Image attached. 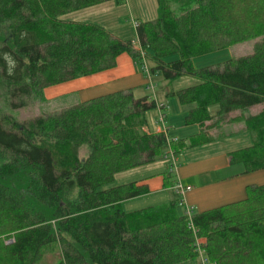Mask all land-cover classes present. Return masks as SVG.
I'll list each match as a JSON object with an SVG mask.
<instances>
[{"label": "trees", "instance_id": "1", "mask_svg": "<svg viewBox=\"0 0 264 264\" xmlns=\"http://www.w3.org/2000/svg\"><path fill=\"white\" fill-rule=\"evenodd\" d=\"M125 1L0 0V264H38L54 246L58 264H202L201 256L207 264H264V185L195 214L192 208L186 214L178 195L124 211L123 202L148 188L113 187L115 175L162 160L167 147L177 154L180 146L146 130L154 100L127 90L27 122L6 113L45 102L47 87L114 68L124 53L142 69L147 59L150 72L168 82L197 81L168 96L191 106L186 124L198 125L199 136L215 117L264 104V0H156V18L136 21L138 49L101 25L63 19ZM251 39L257 41L248 56L192 65ZM171 56L177 59L164 61ZM245 122L251 145L230 153V163L243 173L264 170V108ZM209 141L194 138L190 145ZM170 173L166 184L173 187Z\"/></svg>", "mask_w": 264, "mask_h": 264}, {"label": "crops", "instance_id": "2", "mask_svg": "<svg viewBox=\"0 0 264 264\" xmlns=\"http://www.w3.org/2000/svg\"><path fill=\"white\" fill-rule=\"evenodd\" d=\"M108 3H103L67 14L63 16V19L68 21L88 22L76 15L84 11H91V13H94L92 12L94 11L93 9L98 7L102 8ZM156 9L157 4L156 6H150V9L147 10L146 13L145 10L140 11V14H144V16L145 14H149L152 18L148 19V21H151L157 16ZM134 18L139 19L137 15ZM95 24L103 26L99 23ZM134 47L135 49L139 48L138 44H134ZM141 62L143 63V60H141ZM140 64V62H135L128 54L124 53L117 57L114 68L64 82L60 85H80L77 91L72 92H76L78 101L72 100L71 102L73 103L71 105L107 94L127 90H131L133 96L140 99L142 97H138L139 95L135 96V94L139 92L141 93L146 87L148 88L151 82L147 59L145 61L146 70L142 69ZM138 65L140 66V69H137ZM196 84V80H191V85L189 87ZM168 87H165L164 89V94L168 98H164L162 95L159 98L155 96L154 100L156 103V109L147 114L146 130L150 133L166 134V136H168V140H170L169 143L176 139L174 142L177 144L179 143L180 145L178 152L177 154H174L173 157H170L169 160L166 159L167 155H165L162 160L155 163L146 164L116 174L114 181L111 184L113 187L135 182L138 185H145L148 188V193L146 195L125 201L123 202V205L133 203V201H139V204L147 201L151 202L152 199H155L157 204H162L176 199L177 194L175 193L173 187H169L166 184L167 177L165 174L169 170H171L170 176L173 177L174 182H179L183 187L189 186L191 188V190L185 195V202L187 207L192 208V210H197V213L244 199L246 188L249 184L253 183L245 180L250 178V176H244L247 173H243L244 169L242 165L239 166V164L230 163L229 155L234 151H230L225 148L218 151L217 145L219 141L217 140H212L195 147H191V142L194 140L195 136L201 135L202 130L198 125L186 124L185 119L188 116L191 106L181 105L177 98L168 96L170 91L177 92L188 87H184L183 89H168ZM152 88L153 87H151V89ZM144 98L148 99V97ZM71 105H68L65 108ZM163 110L164 113L167 111L164 115L166 124L162 125L159 122L157 123L156 121L151 120V113H155V115L158 116L159 113L163 114ZM239 132L240 133H238V135L244 136L245 131ZM169 133L173 136L172 138H169ZM245 142L251 145V138L246 137ZM250 145H247L246 147H249ZM166 151L168 154V152L171 151V148L167 147ZM190 153H193V156H191ZM171 165L175 166L174 171L171 169ZM256 173H258V175L263 174L264 170L255 171V174ZM199 242L204 244L205 240L200 239Z\"/></svg>", "mask_w": 264, "mask_h": 264}, {"label": "rangeland", "instance_id": "3", "mask_svg": "<svg viewBox=\"0 0 264 264\" xmlns=\"http://www.w3.org/2000/svg\"><path fill=\"white\" fill-rule=\"evenodd\" d=\"M150 6H156V0H126L125 4L121 6H117L115 3L105 4L102 8L93 9L94 13L91 11H84L82 13H78L76 15L79 18H83L84 21L99 23L102 24L110 33H112L115 37L121 40H129L132 41V44L137 45L138 41L136 38V29L134 24L136 21L145 22L148 19H151L152 16L149 14H140V11L150 9ZM172 9L178 13L177 6H171ZM149 13V12H148ZM136 15L139 17H136ZM150 16V17H149ZM149 17V18H145ZM136 20V21H135ZM257 40H248L243 43L237 44L233 47L216 51L214 53H210L207 55H203L192 60V65L196 69L205 68L212 65H217L219 63H223L230 59H236L244 56H248L252 53L254 44ZM126 54V53H125ZM176 56L166 57L164 59L165 62L176 60ZM150 64L148 62L149 67V76L151 79L150 86L143 89V93H136L135 96L138 97H148V99L154 100L155 96L167 97L164 94L165 87L168 89L172 88H181L189 87L191 85V80H195L190 76H181L175 79L172 82H168L163 79V76L160 72L151 73L150 72ZM137 69H140V66H137ZM63 84V83H61ZM149 85V84H148ZM80 85L76 86H63V85H54L47 87L43 90V96L45 102H34L30 103L27 107L21 109H8L6 113L11 117H14L17 121L27 122L35 119L38 116L53 114L61 111L66 106L71 105L72 100L78 101V96L73 91H77ZM151 87H153L151 89ZM168 98V97H167ZM155 101V100H154ZM188 106V105H185ZM264 108V104L255 105L250 108L236 110L224 117L214 118L213 122L205 123L204 135L195 136L196 141H202V139L206 137L211 138L214 141L218 142V151H221L223 148L229 149L230 151H237L238 149H243L249 143L245 142V138H251L247 129V124L245 119L249 117H253L257 115ZM219 110L217 105H213L209 108V112L211 115H216V112ZM167 111L163 110V115L166 114ZM151 120L156 121L158 123V116L155 113H151ZM156 119V120H154ZM166 124V121L164 122ZM239 131H245L244 136L238 135ZM168 137V136H167ZM169 133V138H172ZM250 142V139H249ZM167 151L165 150L164 153ZM193 156V153H190ZM82 156V154L80 155ZM170 156L167 154L166 159L169 160ZM178 165V164H176ZM241 166V165H239ZM171 169L174 171L175 166L171 165ZM244 176H250V178L245 179L250 181L253 184H249V186H262L264 185V173L258 175V173H247ZM246 193V190H245ZM246 197V194H245ZM157 204L155 199H152L151 202L147 201L145 203L139 204V201L130 204H124L123 209L125 212H132L144 207L152 206ZM193 213H197V210H193ZM60 260V252L56 246L45 250L42 259L38 264H58Z\"/></svg>", "mask_w": 264, "mask_h": 264}, {"label": "built area", "instance_id": "4", "mask_svg": "<svg viewBox=\"0 0 264 264\" xmlns=\"http://www.w3.org/2000/svg\"><path fill=\"white\" fill-rule=\"evenodd\" d=\"M137 24H134V27H136ZM141 56H143V54H141ZM143 69L146 70V67L144 65ZM158 122L162 125H164L165 122V116L162 113H159L158 115ZM170 141V140H169ZM168 141V142H169ZM176 141V139L173 140V142ZM170 157H173L174 154L172 151L168 152ZM173 189L175 191V193L181 198L180 201V206H183L186 210V214L189 215L190 214V209L189 207H187L186 202H185V195L187 192H189L191 190V188L189 186L183 187L179 182H176L175 185L173 186ZM201 243L198 241L197 245H200ZM201 254V253H200ZM201 262L202 264H207L206 261L203 259V256H201Z\"/></svg>", "mask_w": 264, "mask_h": 264}]
</instances>
